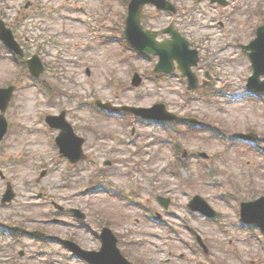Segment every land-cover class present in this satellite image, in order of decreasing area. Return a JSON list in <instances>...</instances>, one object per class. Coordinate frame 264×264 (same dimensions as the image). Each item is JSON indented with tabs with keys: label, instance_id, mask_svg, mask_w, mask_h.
Segmentation results:
<instances>
[{
	"label": "rangeland",
	"instance_id": "rangeland-1",
	"mask_svg": "<svg viewBox=\"0 0 264 264\" xmlns=\"http://www.w3.org/2000/svg\"><path fill=\"white\" fill-rule=\"evenodd\" d=\"M3 1L9 21L15 22L18 12H29L25 24L13 26L15 34L29 54L37 52L45 63L54 66L47 70L46 78L64 92L55 93L53 100L43 97L26 71L21 73L9 53L0 48V86L17 85L6 113L12 124L0 145V169L6 175L0 179V222L48 217L47 202L55 200L87 214V222L77 228L61 229L62 236L75 235L84 248L99 247L96 233L101 231V223L109 222L121 234L119 246L133 261L144 258L146 262L140 260L142 264H245L244 260L254 257L257 260L251 263L263 264L264 234L256 230L259 237L249 239L238 223L237 213L242 199L264 195V156L257 149L246 142L226 146L209 132H194L182 137L181 152H207L208 162L192 155L189 165L180 167L171 138L162 126L126 123L123 118L98 112L91 103L100 98L113 104L150 107L164 101L179 114L207 119L228 132L254 131L264 136V102L251 98L244 89L251 74L247 56L238 53L242 48L220 51L225 45L220 28L207 27L216 18H223L232 35L242 37L237 39V46H241L250 37L252 26L261 20L254 11L260 5L264 10V0H232L228 7L209 0H175L182 10L177 16L179 25L200 46L201 61L196 71L201 80L205 69L210 68L216 80L225 79L233 94L229 99L220 97L213 102L201 99L198 93L187 100L185 84L178 78H168V82L163 79L162 83L150 78L152 58L125 51L118 40L112 41L113 37L101 39L102 31L109 35L116 32V20L125 10L120 0ZM27 3L31 5L26 7ZM197 5L205 8L204 14L201 8L196 9ZM145 10L152 28L164 26L169 18L153 6H146ZM91 13L95 19L84 21ZM260 15L263 17L264 13ZM209 32L215 36L210 37L213 34ZM115 37H119L118 32ZM135 71L145 77L138 87L132 85ZM217 83L216 87L223 86ZM63 108L77 133L86 139L84 150L90 157L74 166L60 156L54 159L57 151L42 131L47 112L58 113ZM260 144L264 145V137ZM106 159L118 161L105 166ZM42 170L46 173L41 176ZM101 181L100 185H90ZM109 181L113 185L106 187ZM7 182L12 183L17 195L11 205L3 206L1 197ZM111 187L121 189L124 197L107 192ZM195 194L205 197L221 213L218 220L190 211L187 205ZM157 195L170 198L168 210L159 203ZM196 234L209 241L207 253L196 241ZM25 239L24 243H17L8 231H0V264L9 262L8 257H17L20 249L28 256L19 264H85L52 243L43 246ZM247 246L251 247L250 256ZM54 250L58 251L56 257L51 255ZM233 250L245 256L237 258Z\"/></svg>",
	"mask_w": 264,
	"mask_h": 264
},
{
	"label": "water",
	"instance_id": "water-1",
	"mask_svg": "<svg viewBox=\"0 0 264 264\" xmlns=\"http://www.w3.org/2000/svg\"><path fill=\"white\" fill-rule=\"evenodd\" d=\"M256 44H263V45H264V29H263V31H262V39L259 40V41H257ZM250 47H251V46H250ZM158 49L162 50L163 53L171 54V51L168 50V49H164V47H159ZM182 50H183V52H186L185 49H182Z\"/></svg>",
	"mask_w": 264,
	"mask_h": 264
}]
</instances>
